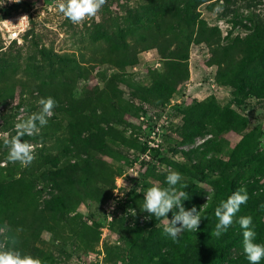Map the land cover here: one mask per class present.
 Segmentation results:
<instances>
[{
    "label": "trees",
    "instance_id": "trees-1",
    "mask_svg": "<svg viewBox=\"0 0 264 264\" xmlns=\"http://www.w3.org/2000/svg\"><path fill=\"white\" fill-rule=\"evenodd\" d=\"M228 3L229 0H145L135 16L122 14L113 26L106 22L105 28L95 29L77 53L54 52L35 44L32 58L19 65L14 61L0 64V103L13 97L16 87H26L32 100L52 97L56 101L47 125L39 129L45 137L49 133L54 136L57 152L44 155L37 166L16 169L13 163L0 172V227L10 248H18L22 255L38 258L43 264L41 236L47 232L56 238L70 235L81 249L93 250L99 241L98 224L69 212L83 201L96 206L109 200L115 177L139 154L148 151L149 159L141 160L143 172H138L133 186L119 198L118 207L123 211H143L145 191L152 186H166V175L178 171L187 185L184 191L188 192L182 205L186 210L196 207L200 211V225L196 233L180 232L173 241L163 231L166 226L162 218L137 219L129 224L125 214H118L111 218L109 229L123 240V246L117 241H104V264H249L243 253L238 219L250 215L255 225L254 242L264 243V187H259L264 176V151L257 149L259 128L251 127L248 116L236 108L248 97L264 98V16L250 19L251 30L246 35L225 37L196 8L201 4L207 9L213 4L227 8ZM22 8H26L22 0L0 6V20ZM221 17L226 16L222 13ZM238 18L235 13L230 20L236 22ZM30 34L28 26L21 38L26 40ZM191 44L206 48L205 64L215 67L212 78L217 85L228 86L231 99L220 104L210 95L184 108L176 106L181 121L175 128L177 145H189L196 137L210 134L200 144L178 150L189 160L184 164L165 155L161 147L148 149L145 140L127 134L124 115H140L143 104L158 107L170 102L189 79ZM150 49L156 51L159 66L149 67L148 82L136 85L129 97H123L118 87L122 71L138 64L140 54ZM100 64L113 68L105 84L78 89V84L91 74L100 80L105 78L103 71L95 70ZM20 106L16 104L12 113L4 117L8 124L4 130L10 128ZM230 132L238 134L239 139L221 155L223 135ZM37 137L33 134L21 138ZM0 146L5 149L1 157L9 160L5 141L1 140ZM125 147L135 148L136 156L127 158ZM160 164L170 168L159 170ZM147 176L155 183L136 189ZM36 180L48 186L47 198L40 200ZM201 182L211 186V193ZM241 189L248 194L247 202L241 205L228 230L216 237L215 208ZM207 193L210 199L203 206ZM175 211L178 210L166 214L167 218L171 219ZM235 249L238 251L234 254Z\"/></svg>",
    "mask_w": 264,
    "mask_h": 264
},
{
    "label": "rangeland",
    "instance_id": "rangeland-1",
    "mask_svg": "<svg viewBox=\"0 0 264 264\" xmlns=\"http://www.w3.org/2000/svg\"><path fill=\"white\" fill-rule=\"evenodd\" d=\"M13 1L17 0H0V6L11 4ZM22 1L26 4V8H22L21 11H28L31 34L27 35L26 40L24 38L21 39V42H8L5 41L0 31V64H5L7 61H14L19 65L22 60L32 58V53L35 51V44L38 47L44 46L46 49L54 52L74 51L77 53L78 47L88 41L90 34L95 29L100 30L105 28L103 25L106 22L112 23L113 26L115 19L116 22L117 20H121L120 15L122 14L135 16L140 11L139 5L145 0H105V3L95 16L85 18L80 23H72L58 10V5L61 0ZM228 5L227 8H224L213 4L207 9L204 4H201L196 9L201 11V15L208 23L216 24L220 28L222 35L225 37L228 36V38H232L235 35H246L251 30L252 21L250 19L264 16V0H229ZM17 11L21 12L20 10H16L11 15H14ZM220 13H224L226 17H221ZM233 13H237L239 16L236 22L230 20L234 15ZM110 16H113L112 20H110ZM96 24L99 26L98 28L94 26ZM108 29L111 28L109 27ZM207 56V50L203 45L191 44L188 59L189 79L187 82L178 89L167 105L156 107L152 104H143L142 109L144 112L139 113L140 115L125 114L124 118L126 126H128L126 133H131L137 139L145 140L148 138L146 135L149 134V127L153 124L160 123L159 136H156L159 140L158 147H161L165 155L170 156L177 162L188 164L189 160L178 150H187L189 146H194V142L189 145H177L175 128L181 124V121L176 106L184 108L210 95H213L220 104H225L231 99L228 86H220L214 82L212 74L215 67L205 64ZM158 66V57L154 49L142 52L138 64L128 66L122 71V79L118 82V87L122 90L123 97H129V93L136 85L147 83V69ZM98 69L105 73V78L100 80L94 74H91L86 78L85 82L78 84V89L84 86H103L113 68H111L110 64H100L95 67V70ZM133 102L136 106L138 105L137 100ZM18 103H21L22 106L17 109V114L14 115V118L11 120L12 123L9 126L10 128L6 131L4 130L6 123L4 117L12 113L14 106ZM31 105L34 108L27 107ZM236 109L248 116L251 127L257 126L259 128L257 149L264 151V98L256 99L254 97H248L245 99L243 105ZM40 110L41 105L39 100H32L29 95V90L26 87H16L13 97L6 98L0 103V141H10L13 139L18 132L16 124L28 119L34 114V111L39 112ZM142 116L143 118L141 119ZM34 134L38 136L37 139L21 138L22 141L31 145L33 153V160L26 166L19 161L13 162L1 157L4 147L0 146V172H4L5 167L13 163L17 164L16 169L19 166L20 169L28 168L29 165L37 166L39 159L43 158L44 155L50 152H57V142L52 134L49 133L45 137L41 129ZM209 136L210 134H207L206 136H202V138ZM223 137L224 148L221 155H224L234 145L239 139V135L230 132L224 134ZM6 149L9 150V146L6 145ZM171 149L176 150L171 151ZM123 153L127 158L131 159L133 156H136L137 151L133 147H125ZM141 159L146 161L149 158H141V154H139L136 160H133L121 174L115 177V187L113 188L111 198L105 203H99L95 206L89 201H83L73 212H69V215L75 214L82 218L89 217L87 219L88 223L94 221L98 224V230L100 232L99 241L94 249L91 251L81 249L78 247V242L70 235L64 234L62 238H56L54 234L45 232L41 236V244L45 249V262L43 264H104V252L102 248L104 241H117L123 246V240L117 239V235L109 229V222L112 217L118 216L121 213L125 214L127 223L129 224L134 223L137 219L138 221H143L148 216L145 211H138L136 209L123 211L118 207L119 198L121 197L120 194H124L125 191L133 186V179L137 176L138 172H143L145 165L141 163ZM169 168L165 164L157 165V169L159 170ZM149 182L154 181L147 176L141 180L136 189L141 188L142 185ZM34 184L37 189L41 190L40 200L49 196V189L46 184L39 180H36ZM200 184L204 187L205 191L211 193L212 188L209 184L204 182ZM259 184H261L259 187H264V176L260 178ZM207 197H209L208 193L203 197V206L209 201ZM167 221L166 218L161 219V223L165 226L168 225ZM10 247L11 243L6 238L4 229L0 227V250H6V248L8 249ZM237 251L235 249L234 254Z\"/></svg>",
    "mask_w": 264,
    "mask_h": 264
},
{
    "label": "clouds",
    "instance_id": "clouds-1",
    "mask_svg": "<svg viewBox=\"0 0 264 264\" xmlns=\"http://www.w3.org/2000/svg\"><path fill=\"white\" fill-rule=\"evenodd\" d=\"M105 0H61L58 10L72 23H80L88 17L95 16ZM41 110L31 115L28 119L16 124L17 135L10 141H5L9 146L8 158L10 161H19L28 165L33 160L31 145L22 141L24 135H33L39 128L47 125L48 119L53 115L56 101L52 97L41 98L39 101ZM164 187L152 186L148 188L143 196V211L149 215L147 218H166L168 225L163 229L164 233L175 241L177 234L183 231L196 233L201 221V213L196 207L185 209L182 201L188 198V192L184 191L187 185L183 182L182 174L171 171L165 177ZM124 195V194H123ZM120 194V196H123ZM210 199V197H207ZM248 200V194L241 189L234 192L226 200L222 201L214 210L218 219L215 224V235L220 237L233 223V218L240 211L241 205ZM173 209L171 219L167 215ZM242 230L243 253L249 264H260L264 260V243H256L255 225L252 217L241 216L238 219ZM12 244L16 241L13 238ZM0 264H41L38 258L30 255H22L18 248L12 247L0 250Z\"/></svg>",
    "mask_w": 264,
    "mask_h": 264
},
{
    "label": "built area",
    "instance_id": "built-area-1",
    "mask_svg": "<svg viewBox=\"0 0 264 264\" xmlns=\"http://www.w3.org/2000/svg\"><path fill=\"white\" fill-rule=\"evenodd\" d=\"M29 16L28 11L17 12L14 15L8 16L0 20V31L5 38V41L11 42L15 40L16 42H21V34L29 26ZM143 116L141 117V119ZM161 124H153L152 128L149 130L148 138L145 139L148 149L151 147H158L159 140L156 136H159L158 132L160 131ZM206 136V135H205ZM207 137H196L194 141V146L200 144ZM193 145L189 146L191 148ZM149 158L148 151L141 154V158ZM142 160V159H141Z\"/></svg>",
    "mask_w": 264,
    "mask_h": 264
}]
</instances>
